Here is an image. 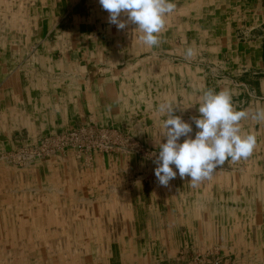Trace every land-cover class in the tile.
<instances>
[{"label":"crops","instance_id":"crops-1","mask_svg":"<svg viewBox=\"0 0 264 264\" xmlns=\"http://www.w3.org/2000/svg\"><path fill=\"white\" fill-rule=\"evenodd\" d=\"M172 2L148 48L136 25H110L99 0H0V151L87 125L157 150L156 107L171 101L194 137L209 88L230 90L237 110L264 107V0ZM241 124L255 151L196 186L139 182V159L114 154L0 166L4 264H153L213 244L264 256V122Z\"/></svg>","mask_w":264,"mask_h":264},{"label":"clouds","instance_id":"clouds-1","mask_svg":"<svg viewBox=\"0 0 264 264\" xmlns=\"http://www.w3.org/2000/svg\"><path fill=\"white\" fill-rule=\"evenodd\" d=\"M99 4L109 14L107 22L118 31L129 23L136 25L139 42L148 48L159 45L166 17L176 10L172 0H99ZM194 55V50L188 48L185 58ZM198 105L200 115L192 118L197 129L194 137L192 124L174 114L176 106L171 101L156 107L161 123L157 151L152 155L154 175L162 187H169L177 176L190 178L189 183L196 186L211 179L225 161L235 163L249 158L256 147V136L244 131L241 122L249 116L264 122V107L258 106L251 114L237 110L230 90L212 88L203 91Z\"/></svg>","mask_w":264,"mask_h":264},{"label":"built area","instance_id":"built-area-1","mask_svg":"<svg viewBox=\"0 0 264 264\" xmlns=\"http://www.w3.org/2000/svg\"><path fill=\"white\" fill-rule=\"evenodd\" d=\"M136 150L134 142L116 131L93 125L82 126L64 133L45 135L19 150L0 152V161L14 167H26L48 162L67 153L77 158L94 154L117 152L129 155Z\"/></svg>","mask_w":264,"mask_h":264},{"label":"rangeland","instance_id":"rangeland-1","mask_svg":"<svg viewBox=\"0 0 264 264\" xmlns=\"http://www.w3.org/2000/svg\"><path fill=\"white\" fill-rule=\"evenodd\" d=\"M100 129H103V128H100ZM106 130H113V131H116L119 134H121L127 138H130L134 142L136 150H134L133 153H129V155H124V154H120L117 152H112V153L94 154V155H91L90 157L83 155L80 158H77L76 155H74L75 158L78 160L91 162V160L94 156L113 155L114 154V155H122L125 157H128V156L129 157H136L142 163L143 169L137 176L134 177V180H138L139 182H143L145 184H156V183H158L157 179L154 175L155 164L153 163L154 156L152 155L157 150H153V149L145 147V145H143L136 137H134L130 133H122V132L115 130V129H106ZM29 144H31V143H29ZM26 145H28V144H26ZM26 145L20 146L14 150H3L0 152L8 153V152L16 151V150H19ZM55 159H57V158H55ZM55 159H52L48 162L35 163V164H51ZM32 165H34V164H32ZM32 165L20 168V167H14L8 163H4V162L0 161V166L14 167L17 169H28ZM28 226L31 227L32 229H34L35 224H28ZM5 241H7V240H5ZM5 241L0 240V264H4L5 263L4 258H7L3 254ZM255 250H256L257 254L245 255L243 253V251L242 250L239 251L237 249V247H236V249H229V247L225 248L223 246V248H222V247H220L218 245H214V244L213 245H207V246L205 245L204 247L201 246L199 249H180V250L176 251V253H174V255L172 256L173 257L172 259H170V260L159 259V260L155 261L153 264H264V256H262L260 254L259 250H257V249H255ZM43 257L45 259L47 258L46 256H43ZM135 262L136 261H132V262H130V264H140V263H135Z\"/></svg>","mask_w":264,"mask_h":264},{"label":"bare ground","instance_id":"bare-ground-1","mask_svg":"<svg viewBox=\"0 0 264 264\" xmlns=\"http://www.w3.org/2000/svg\"><path fill=\"white\" fill-rule=\"evenodd\" d=\"M19 2H20V0H19ZM31 4V3H30ZM1 5V4H0ZM38 5V4H37ZM97 6H98V4H97ZM182 7V6H181ZM18 8V7H17ZM100 8V7H99ZM66 10V9H65ZM88 11V10H87ZM62 12V11H61ZM66 12V11H65ZM93 12V11H92ZM67 13V12H66ZM88 13V12H87ZM62 14V13H61ZM28 15V14H27ZM13 17V16H12ZM20 17V16H19ZM27 17V16H26ZM175 17V16H174ZM17 18V17H16ZM93 18V17H92ZM44 19V18H43ZM93 20V19H92ZM21 22V21H20ZM31 24V23H30ZM99 25V24H98ZM7 26V25H6ZM23 27V26H22ZM6 28V27H5ZM35 29V28H34ZM31 32V31H30ZM38 32V31H37ZM53 32V31H52ZM3 33V32H2ZM64 33V32H63ZM55 34V33H54ZM101 34V33H100ZM55 36H56V34H55ZM3 37H4V35H3ZM7 37V36H6ZM71 38V37H70ZM4 39V38H3ZM7 39V38H6ZM95 39V38H94ZM62 40V39H61ZM39 41V40H38ZM66 41V40H65ZM64 42V41H63ZM71 42V41H70ZM12 43V42H11ZM29 47V46H28ZM27 47V48H28ZM98 47V46H97ZM95 54V53H94ZM84 55V54H83ZM99 55V54H98ZM68 69V68H67ZM264 146V145H263ZM255 151V150H254ZM8 174H9V172H8ZM14 174V173H13ZM3 175V174H2ZM250 182V181H249ZM243 183V182H242ZM260 184H261V182H260ZM224 185V184H223ZM222 185V186H223ZM30 190V189H29ZM34 190H36V189H34ZM222 190V189H221ZM55 191V190H54ZM32 192V191H31ZM211 194V193H210ZM209 196V195H208ZM196 198V197H195ZM46 199V198H45ZM238 201V200H237ZM219 203V202H218ZM239 203V202H238ZM60 204V203H59ZM47 205V204H46ZM205 206V205H204ZM257 206V205H256ZM230 207V206H229ZM199 208V207H198ZM209 208V207H208ZM229 209V208H228ZM217 210V209H216ZM232 210V209H231ZM248 210V209H247ZM231 212V211H230ZM230 214V213H229ZM213 221V220H212ZM76 226V225H75ZM35 231V230H34ZM25 235V234H24ZM9 237V236H8ZM27 237H28V235H27ZM1 240V239H0ZM8 241V240H7ZM12 247V246H11ZM53 248V247H52ZM47 249V248H46ZM44 250V249H43ZM63 250V249H62ZM36 252V251H35ZM14 256V255H13ZM16 256V255H15ZM64 256V255H63ZM26 257V256H25ZM36 257V256H35ZM8 258V257H7ZM60 258V257H59ZM81 258V257H80ZM29 259V258H28ZM43 260V259H42ZM82 260V259H81ZM84 262V261H83ZM60 263V262H59ZM35 264H36V262H35ZM61 264V263H60ZM64 264V263H63ZM84 264V263H83Z\"/></svg>","mask_w":264,"mask_h":264}]
</instances>
